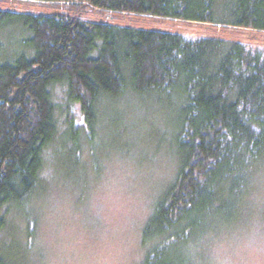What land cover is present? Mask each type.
I'll list each match as a JSON object with an SVG mask.
<instances>
[{"label":"trees","instance_id":"16d2710c","mask_svg":"<svg viewBox=\"0 0 264 264\" xmlns=\"http://www.w3.org/2000/svg\"><path fill=\"white\" fill-rule=\"evenodd\" d=\"M21 1L0 0V231L3 208L24 210L49 189L45 154L51 167L56 155L73 166L108 112L115 122L171 116L158 124L172 132L177 169L142 229L141 264H193L191 247L213 224L247 223L264 206L254 198L264 184V0ZM102 12L198 25L197 34L87 18ZM8 247L0 264H33Z\"/></svg>","mask_w":264,"mask_h":264},{"label":"rangeland","instance_id":"374dc122","mask_svg":"<svg viewBox=\"0 0 264 264\" xmlns=\"http://www.w3.org/2000/svg\"><path fill=\"white\" fill-rule=\"evenodd\" d=\"M27 1L21 2L46 4ZM8 3L6 7L17 10L43 9L42 6ZM87 18L191 34H197L198 26H187L170 19L153 21L127 13L102 12V15L88 14ZM221 28L219 25L211 31L221 34ZM237 30L230 28L226 33L234 35ZM56 94L59 100L62 99L61 88ZM161 112L165 117H140L132 113L122 116L117 122L114 120L116 113L108 112V119L100 114L99 134L93 135L90 148L88 144L87 150L80 154L79 161L73 166L61 160L64 155H56L51 167L50 151L47 152L42 175V186L49 188L46 194L37 196L38 199L35 198L28 206L24 203L25 211L9 208L1 211L6 219L5 228L0 231V248L5 262L10 261L8 246H17L19 250H14L15 254L19 251L21 257L33 264H141L145 252L141 245L142 229L154 202L174 178L178 164L176 153L166 143L172 132L164 123L158 124L163 120L170 122L171 116ZM61 120L63 122L64 118ZM142 122L147 130L140 127ZM156 131H160V138L152 134ZM260 184L261 181L254 194L259 203L264 202V184L261 189ZM33 209L36 215L31 219L28 211ZM250 209L252 207L246 211ZM261 212L264 213L262 204L258 212L247 215L250 219L247 223L234 220L224 226L213 224L204 240L197 246L193 244L191 252L205 259L213 239L220 237L238 244L254 221L264 222ZM29 228L36 231L32 238ZM4 242L6 245H2Z\"/></svg>","mask_w":264,"mask_h":264},{"label":"clouds","instance_id":"9594fccd","mask_svg":"<svg viewBox=\"0 0 264 264\" xmlns=\"http://www.w3.org/2000/svg\"><path fill=\"white\" fill-rule=\"evenodd\" d=\"M190 255L193 264H199L198 253ZM206 264H264V222L254 221L238 244L224 237L213 239Z\"/></svg>","mask_w":264,"mask_h":264}]
</instances>
